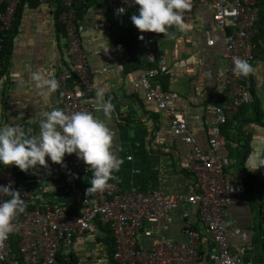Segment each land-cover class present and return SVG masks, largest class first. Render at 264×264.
<instances>
[{"label":"crops","instance_id":"crops-1","mask_svg":"<svg viewBox=\"0 0 264 264\" xmlns=\"http://www.w3.org/2000/svg\"><path fill=\"white\" fill-rule=\"evenodd\" d=\"M58 1L40 0L35 7H23L9 69L0 75V128L15 126L18 133H24L22 139L38 135L44 112L61 106L58 89L49 96L46 88L35 87L33 79V74L39 73L58 81L67 67L65 33L56 16ZM187 2L190 6L183 12V29L172 26L167 34L159 33L156 56L164 60L167 71L158 74L154 81L164 90L178 94L176 105L184 114L192 137L198 146L207 148V108L218 106L226 110L230 102L222 79L226 72L225 30L213 22L211 8ZM76 9L94 86L89 99L95 103L96 93L103 90L105 100L114 105L110 118L102 111L96 114L115 131L113 151L121 163L113 172L112 181L126 192L159 191L179 198L182 204L174 210L172 222L161 234L176 244H189L188 231L195 232L197 250L204 261L214 251L216 242L199 221L196 209L184 202L199 192L193 176L185 170L184 161L192 157L193 148L175 138L168 119L154 104L145 101L142 92L133 89V82L145 69V55L139 44L136 53L128 43L136 30L132 16L115 19L105 0H88L77 4ZM255 23L256 58L250 65L251 73L245 77L255 102L234 113L236 120L223 133L225 145L220 154L232 161L225 170L227 181L239 173L241 179L251 183L264 174V168L252 171L251 166L254 159L264 157V13ZM15 176L46 205L69 213L81 214L83 199L92 195L87 189L93 177L73 172L65 160L63 165L49 160L47 167L27 173L16 167ZM263 220L264 187L246 193L242 202L229 206L225 213L230 249L243 250L244 264H264ZM147 228H143L137 241L139 249L149 251L158 237L148 235ZM234 229L239 233H233ZM113 252L111 228L95 221L92 231L75 237L69 246L61 245L62 260L65 262L66 257L69 261L59 264H113ZM86 253H90V258L85 257Z\"/></svg>","mask_w":264,"mask_h":264},{"label":"built area","instance_id":"built-area-1","mask_svg":"<svg viewBox=\"0 0 264 264\" xmlns=\"http://www.w3.org/2000/svg\"><path fill=\"white\" fill-rule=\"evenodd\" d=\"M88 0H59L60 22L64 26L67 67L58 76L61 97L60 110L68 115L87 111L96 117L100 111L89 97L94 90L88 67L87 54L82 48L75 4ZM211 8L213 22L225 30L224 51L226 72L222 79L234 113L240 107L252 105L255 96L243 76L235 73L234 58L239 57L251 65L256 58L253 38L257 33L258 0H190ZM111 15L121 19L125 15L139 14V5L133 0H105ZM20 0H0V34L11 29ZM120 9L121 12H120ZM143 35L144 39H140ZM161 39L158 33H140L136 28V41L145 55V69L133 82V89L142 92L145 101L154 104L168 119L175 138L193 148V155L186 159L185 170L193 176L199 192L190 195L184 202L194 207L199 221L216 242L213 252L202 261L197 250V234L188 231L189 244H176L161 232L173 220L174 210L182 201L156 191L151 193L126 192L110 179L104 191H97L83 199L81 214L69 213L58 206H48L43 199L17 182L14 166L0 165V185L12 184L26 204L33 209L14 220V229L7 239L0 240V264H59L58 255L62 244L70 245L75 237L92 231L95 221L109 226L114 238L113 264H244L243 250L232 252L229 246V226L225 213L229 206L242 202L245 184L239 173L226 180L225 170L232 161L220 154L225 145L221 127L227 117L222 107H208L204 120L207 148L200 147L192 137L184 114L178 109V94L168 92L154 79L167 71L164 60L156 56V45ZM2 38L0 36V52ZM70 170L92 176L88 166L75 154L66 155ZM130 160V158H129ZM264 183V174L256 177L254 189ZM10 197L0 194V203ZM148 227V235L157 236L149 251L138 248L137 236ZM233 233H239L237 229ZM15 237L17 251L11 246ZM263 251H264V236ZM90 253L85 257L90 258ZM65 262L69 260L64 258Z\"/></svg>","mask_w":264,"mask_h":264},{"label":"clouds","instance_id":"clouds-1","mask_svg":"<svg viewBox=\"0 0 264 264\" xmlns=\"http://www.w3.org/2000/svg\"><path fill=\"white\" fill-rule=\"evenodd\" d=\"M133 4L139 5V14L133 15L131 20L142 34H167L172 26L182 30L183 12L190 6L187 0H133ZM140 39L144 36L141 35ZM234 64L238 76L247 77L252 71L249 63L239 57L234 58ZM33 79L35 87L40 90L46 88L49 96L60 87L56 79L39 73H34ZM95 104L97 111L111 117L114 105L105 100L103 90L96 93ZM23 135L15 126L0 128V165H14L27 173L40 166L47 167L49 160L63 165L66 155L75 154L93 172L87 193L104 191L121 163L113 151L115 131L87 111L72 115L60 109L46 111L39 121V134L28 139H22ZM251 166L252 171L264 168V157L254 159ZM0 194L10 197L0 203V240H4L13 232L14 220L26 212L27 204L11 183L0 185Z\"/></svg>","mask_w":264,"mask_h":264},{"label":"trees","instance_id":"trees-1","mask_svg":"<svg viewBox=\"0 0 264 264\" xmlns=\"http://www.w3.org/2000/svg\"><path fill=\"white\" fill-rule=\"evenodd\" d=\"M39 1L40 0H20V4L18 5V7L16 9V12H15V17H14V21L12 23L11 29L9 31H7V32H4V33L0 34V36L2 38L1 52H0V75L6 74L7 70L9 69L10 62H11V57H12V51H13V42H14V39H15L17 33H18V25H19V22H20V19H21V13L23 11V7L26 6V5L30 6V7H35V6H37L39 4ZM77 4H84V3L83 2L76 3L75 4V9H76ZM257 7L259 9V14H258V16H259L261 13H264V8H263V11H262V7H264V0H258ZM61 11H62V9H61V6H60V2L58 1V10H57V15H56L57 16V20H59V16L61 14ZM77 11L78 10L76 9V12ZM59 22H60V20H59ZM60 24H61V27H62V29L64 31L63 24L61 22H60ZM255 26H256V23H255ZM133 31L135 32L134 33L135 35L131 34V36H129L128 43H129V45L132 46V49L134 50V52L137 53V51H138L137 50L138 43L135 40V38H136V30L133 29ZM243 80H244V82L246 81L245 76H243ZM163 87H164V85H163ZM242 107H245V106H242ZM242 107H240V108H242ZM225 113H226L227 121L221 127L222 134L226 133V131L228 130V126L232 123L233 120H236V114H234L230 102H229L228 109L225 110ZM232 114L234 116L231 118ZM246 151H248V149ZM15 171H16V166H14V170H13L14 175H15ZM242 180H243V182L245 184V194L249 193V192L251 193V191H260L264 187V183H262L258 189H254L255 179L251 183H248L249 180H247L246 178H242ZM32 209H33V206H30V205L27 204L26 212L21 214L19 216V218H22L24 214H26L28 211H30ZM109 231L110 230L108 229V232ZM111 243H112L111 245H113V239H112ZM11 246H12L14 252H16L17 248H16V239H15V237H12V239H11ZM62 259H63V257H61L60 254H59L58 255V260L60 262H62V263H66V262H63ZM19 261H20V264H23L21 259H19ZM72 261H73V259H72Z\"/></svg>","mask_w":264,"mask_h":264},{"label":"rangeland","instance_id":"rangeland-1","mask_svg":"<svg viewBox=\"0 0 264 264\" xmlns=\"http://www.w3.org/2000/svg\"><path fill=\"white\" fill-rule=\"evenodd\" d=\"M262 229H263V231H264V220H263V226H262Z\"/></svg>","mask_w":264,"mask_h":264},{"label":"bare ground","instance_id":"bare-ground-1","mask_svg":"<svg viewBox=\"0 0 264 264\" xmlns=\"http://www.w3.org/2000/svg\"><path fill=\"white\" fill-rule=\"evenodd\" d=\"M223 136H225V135H223ZM247 136V135H246ZM227 146V145H226Z\"/></svg>","mask_w":264,"mask_h":264}]
</instances>
